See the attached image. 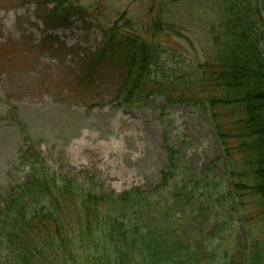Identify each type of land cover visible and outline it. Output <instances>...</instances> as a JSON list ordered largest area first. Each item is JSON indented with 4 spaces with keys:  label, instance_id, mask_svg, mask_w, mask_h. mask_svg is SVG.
Instances as JSON below:
<instances>
[{
    "label": "trees",
    "instance_id": "1",
    "mask_svg": "<svg viewBox=\"0 0 264 264\" xmlns=\"http://www.w3.org/2000/svg\"><path fill=\"white\" fill-rule=\"evenodd\" d=\"M39 1L53 6L48 29L76 14L73 0ZM218 15L209 31V58L186 73L150 78L147 52L140 48L146 44L123 37L115 24L100 27L105 50L88 55L87 70L83 66L79 74L85 83L101 58L122 60L123 100L160 97L170 107L197 109L209 117L218 157L201 172L188 173L186 143L165 132L160 183L150 192L133 188L117 194L56 175L30 142L16 169L27 179L14 181L10 194L0 196V264H204L209 249L212 264L264 262V57L244 4L239 9L224 4ZM219 167L228 181L220 187ZM194 202L199 209L191 214L206 223L211 215L223 233L207 235L197 246L180 229ZM217 212L223 216L215 217ZM237 228L246 233L243 254L235 258L225 251L216 260L219 243L227 244Z\"/></svg>",
    "mask_w": 264,
    "mask_h": 264
},
{
    "label": "rangeland",
    "instance_id": "2",
    "mask_svg": "<svg viewBox=\"0 0 264 264\" xmlns=\"http://www.w3.org/2000/svg\"><path fill=\"white\" fill-rule=\"evenodd\" d=\"M73 1L76 14L48 30L53 6L39 0H0V196L10 194L14 181L27 179L23 169H16L30 142L56 175L89 181L97 192L153 191L165 170V132L186 143L187 172H201L218 157L208 116L189 107H170L160 97L124 101L118 68L122 60L104 63L101 58L98 72L85 83L79 78L83 63L88 55L105 50L100 27L117 24L120 35L146 44L130 47L147 52L150 78L186 73L209 58V31L224 4L238 9L244 4L249 10L264 57V0ZM218 176L219 187L228 184L220 167ZM197 206L192 204L180 227L196 246L207 235L223 234L211 215L206 223L205 217L191 214ZM245 239L244 230L237 228L227 244L219 243L215 259L225 251L239 258ZM210 252L204 264H212Z\"/></svg>",
    "mask_w": 264,
    "mask_h": 264
}]
</instances>
